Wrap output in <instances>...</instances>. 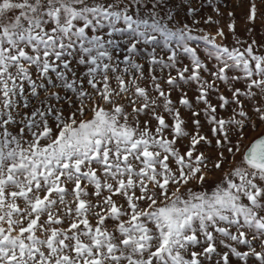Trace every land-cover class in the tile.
Segmentation results:
<instances>
[{
	"label": "snow or ice",
	"instance_id": "6c2138e0",
	"mask_svg": "<svg viewBox=\"0 0 264 264\" xmlns=\"http://www.w3.org/2000/svg\"><path fill=\"white\" fill-rule=\"evenodd\" d=\"M0 264H264V0H0Z\"/></svg>",
	"mask_w": 264,
	"mask_h": 264
}]
</instances>
